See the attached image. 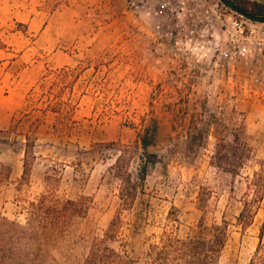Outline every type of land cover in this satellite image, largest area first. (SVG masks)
I'll use <instances>...</instances> for the list:
<instances>
[{
    "label": "rangeland",
    "instance_id": "rangeland-1",
    "mask_svg": "<svg viewBox=\"0 0 264 264\" xmlns=\"http://www.w3.org/2000/svg\"><path fill=\"white\" fill-rule=\"evenodd\" d=\"M179 5L0 0V212L24 223L22 205L48 186L64 197L88 196L87 214L55 251L59 264H80L92 238L103 234L120 205L119 144H136L153 124L157 139L149 151L159 161L148 165L128 211L126 248L142 253L173 224L186 236L203 214L201 192L206 221L228 223L221 264H248L264 245V196L249 226L237 219L249 180L264 163V62L255 55L219 59L208 42L185 39L192 18ZM231 111L243 114L253 146L237 175L211 164L212 131L194 149L188 145L193 119ZM27 137L34 144L30 180L18 189ZM143 151L134 149L135 178Z\"/></svg>",
    "mask_w": 264,
    "mask_h": 264
},
{
    "label": "trees",
    "instance_id": "trees-1",
    "mask_svg": "<svg viewBox=\"0 0 264 264\" xmlns=\"http://www.w3.org/2000/svg\"><path fill=\"white\" fill-rule=\"evenodd\" d=\"M235 1L254 14L264 15L263 0ZM209 131L216 137L211 164L227 173L239 174L253 155L243 114L231 111L221 115L211 113L207 120L193 119L189 131V147L194 149L199 144L197 139L201 141ZM156 139L157 126L153 124L139 132L136 144H119L120 154L114 168L121 180L120 205L103 234L92 238L80 264H221L229 236L228 223L225 220L222 223L217 220L210 223L206 221L208 200L203 192L199 194L198 203L203 214L197 226L186 236H180L173 224L172 228H164L161 234L155 236L142 253L135 254L126 248V230L130 227L126 221L128 211L133 207L138 190L146 178L148 165L159 161L158 154L149 151ZM33 145L30 137H27L18 189L29 183ZM135 148L144 150L140 156L142 164L138 178L134 177L131 169ZM262 166L249 180V191L237 218L244 229L253 222L256 209L264 196V163ZM48 179L56 180L52 177ZM89 205L88 196L64 197L57 188L48 186L37 198L22 205L20 213L25 215L24 223L10 219L0 212V264H59L55 251L75 219L87 214ZM169 215L175 223L179 222L174 211ZM263 232L264 226L261 237ZM248 264H264L262 241Z\"/></svg>",
    "mask_w": 264,
    "mask_h": 264
},
{
    "label": "built area",
    "instance_id": "built-area-1",
    "mask_svg": "<svg viewBox=\"0 0 264 264\" xmlns=\"http://www.w3.org/2000/svg\"><path fill=\"white\" fill-rule=\"evenodd\" d=\"M166 6L164 2L162 7ZM179 7L192 18V24L185 25V39L208 42L219 59L255 55L264 62V23L245 18L221 0H180Z\"/></svg>",
    "mask_w": 264,
    "mask_h": 264
},
{
    "label": "water",
    "instance_id": "water-1",
    "mask_svg": "<svg viewBox=\"0 0 264 264\" xmlns=\"http://www.w3.org/2000/svg\"><path fill=\"white\" fill-rule=\"evenodd\" d=\"M221 2L226 7H228L229 9L241 14L242 16H244L245 18H247L251 21L264 23V15L254 14V13L246 10L245 8H243L242 6L237 4V2L235 0H221Z\"/></svg>",
    "mask_w": 264,
    "mask_h": 264
}]
</instances>
